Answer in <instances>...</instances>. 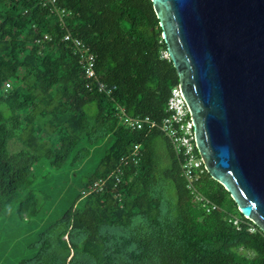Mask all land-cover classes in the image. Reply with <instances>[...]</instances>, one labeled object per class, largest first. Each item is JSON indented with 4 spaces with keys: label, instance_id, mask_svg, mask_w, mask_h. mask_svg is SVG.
Returning a JSON list of instances; mask_svg holds the SVG:
<instances>
[{
    "label": "trees",
    "instance_id": "obj_1",
    "mask_svg": "<svg viewBox=\"0 0 264 264\" xmlns=\"http://www.w3.org/2000/svg\"><path fill=\"white\" fill-rule=\"evenodd\" d=\"M56 3L66 12L62 21L41 0H0V216L14 205L20 216L44 211L34 175L39 160L68 171L95 145L104 154L91 175L74 173L79 191L72 204L18 264H264V233L225 188L206 172L197 187L217 208L196 215L199 204L168 139L158 129L131 131L120 120L123 109L160 123L178 84L173 63L161 57L166 45L151 0ZM66 32L95 54L91 89L62 39ZM98 82L110 93L97 92ZM12 139L20 149L9 150ZM134 143L142 155L123 169L119 202L110 172ZM104 177L101 190L81 194Z\"/></svg>",
    "mask_w": 264,
    "mask_h": 264
},
{
    "label": "water",
    "instance_id": "obj_2",
    "mask_svg": "<svg viewBox=\"0 0 264 264\" xmlns=\"http://www.w3.org/2000/svg\"><path fill=\"white\" fill-rule=\"evenodd\" d=\"M206 172L264 233V0H151Z\"/></svg>",
    "mask_w": 264,
    "mask_h": 264
},
{
    "label": "built area",
    "instance_id": "obj_3",
    "mask_svg": "<svg viewBox=\"0 0 264 264\" xmlns=\"http://www.w3.org/2000/svg\"><path fill=\"white\" fill-rule=\"evenodd\" d=\"M41 2L44 5H49L51 11L62 21V17L66 12L62 7L57 5L56 0H41ZM43 39H50V37L48 34H44ZM62 39L68 44L72 52L77 55L84 78L87 80L85 87L91 89L94 84L90 81L96 78L95 54L87 43L69 32L64 33ZM161 57H168L167 52L163 51ZM4 86L5 89L10 87V82L6 81ZM95 88L97 92L110 93V89L106 88L103 83L98 82ZM120 113V120L127 129L131 131H151L153 129H158L163 136L168 139L175 154L179 155L181 158V176L185 179L186 188L199 204L194 212L196 215L203 211L210 212L217 208L214 203L203 195V190L197 187V183L206 173V169L196 149L191 114L181 95L179 84L172 86L170 89V94L165 105V115L162 117L160 123H157L148 115L132 117L125 114L123 109H121ZM141 155L142 151L140 144L134 143L129 152L119 158L114 169L110 172L111 177L114 178V197L119 202L122 199L120 186L122 183L121 176L123 174V169L130 164H137ZM107 179L108 177H104L94 181L87 188L83 189L81 194L86 195L101 190ZM233 223L238 224V220L234 219ZM250 230H252V228H250Z\"/></svg>",
    "mask_w": 264,
    "mask_h": 264
},
{
    "label": "rangeland",
    "instance_id": "obj_4",
    "mask_svg": "<svg viewBox=\"0 0 264 264\" xmlns=\"http://www.w3.org/2000/svg\"><path fill=\"white\" fill-rule=\"evenodd\" d=\"M21 146L15 139L10 140L8 144L10 151H16ZM103 154L104 147L101 144L95 145L91 147L87 159L68 171L51 169L47 161L39 160L34 175L40 182L39 189L44 196V211L34 216H20L14 205L1 214L0 264H18L19 260L33 256L34 250L28 248L29 244L72 204V198L79 191L77 175H91L99 168ZM43 176L46 178L43 179Z\"/></svg>",
    "mask_w": 264,
    "mask_h": 264
}]
</instances>
